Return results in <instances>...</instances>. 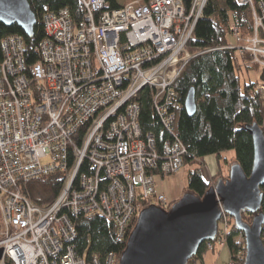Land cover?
<instances>
[{
	"label": "built area",
	"instance_id": "2783aa9c",
	"mask_svg": "<svg viewBox=\"0 0 264 264\" xmlns=\"http://www.w3.org/2000/svg\"><path fill=\"white\" fill-rule=\"evenodd\" d=\"M209 0H79L83 19L69 9L44 15L47 37L28 68L22 36L2 41L0 74V264H116V256L80 252L73 218H101L125 240L144 204L166 209L156 177L179 173L189 151L174 131L180 102L175 83L193 52L195 27ZM251 6L254 32L237 49L264 69V0ZM205 6V7H203ZM239 48V49H238ZM169 134L158 145L140 122L143 93ZM257 92L264 101V82ZM70 154L72 165H70ZM60 173L62 190L49 205L33 203L21 183ZM230 217L215 242L225 247ZM236 242L238 264L245 237Z\"/></svg>",
	"mask_w": 264,
	"mask_h": 264
},
{
	"label": "trees",
	"instance_id": "16d2710c",
	"mask_svg": "<svg viewBox=\"0 0 264 264\" xmlns=\"http://www.w3.org/2000/svg\"><path fill=\"white\" fill-rule=\"evenodd\" d=\"M259 1L255 7L259 10ZM36 15L34 36L27 37L18 25L6 26L0 22V74L4 60L2 41L9 36H22L25 43V62L28 68L40 60L39 48L47 37L43 22L44 15L69 9L75 21L83 19V9L79 0H28ZM187 9L193 0H183ZM120 7L118 0H111V8ZM253 9L248 4H239L237 0H209L202 19L195 29L196 41L192 43L193 52H202L190 60L184 67L175 83V98L180 102L175 120L174 131L189 151L185 161L196 165L206 156L216 155L222 158V153L235 151V163L239 164L245 174L250 176L254 162L253 139L246 126L264 124V101L257 92L259 81H243L240 72L243 61H251V55L241 56L235 49H230L235 39L233 28L238 29L242 40L249 39L254 32ZM216 49V50H211ZM211 50V51H210ZM256 69L258 66L254 65ZM191 90L195 91L197 112L189 115L185 110V100ZM140 122L144 134L153 133L161 148L169 138L162 121L153 110L150 91L141 95ZM70 154V165H72ZM229 177V176H228ZM223 175L213 177L209 183L204 179L201 168H196L188 174L187 192L204 197L209 188L219 179H227ZM64 177L56 173L33 181L22 182L21 190L30 200L40 206L49 205L60 194ZM264 196V186L261 188ZM177 201H170L169 209ZM149 204H144V208ZM142 209V210H143ZM264 213V203L262 206ZM254 216L246 213L243 219L251 224ZM78 233L77 245L80 252L85 249L88 255L97 253L102 259L114 254L118 264L122 253L127 247L130 234L137 223V218L131 223L125 240L120 241L115 234L113 225L101 218L87 219L83 216L73 218ZM233 223V222H232ZM240 231L234 226L230 229L227 245L230 249V264H238L236 257L238 246L236 238ZM264 243V226L262 230ZM207 252L203 244L195 257L204 260ZM245 257V256H244ZM244 260L240 264H244ZM191 264V263H190Z\"/></svg>",
	"mask_w": 264,
	"mask_h": 264
},
{
	"label": "water",
	"instance_id": "95a60500",
	"mask_svg": "<svg viewBox=\"0 0 264 264\" xmlns=\"http://www.w3.org/2000/svg\"><path fill=\"white\" fill-rule=\"evenodd\" d=\"M0 22L18 25L31 38L37 18L28 0H0ZM185 110L191 116L197 112L194 90L186 97ZM245 129L254 145L250 176L234 163L229 177L216 181L204 197L188 191L169 209L154 204L144 208L119 264H190L203 244L216 240L224 213L245 237L244 264H264V124ZM246 213L254 216L251 224L243 219ZM3 252L0 249V261Z\"/></svg>",
	"mask_w": 264,
	"mask_h": 264
},
{
	"label": "rangeland",
	"instance_id": "374dc122",
	"mask_svg": "<svg viewBox=\"0 0 264 264\" xmlns=\"http://www.w3.org/2000/svg\"><path fill=\"white\" fill-rule=\"evenodd\" d=\"M132 1L134 0H122L121 4L132 2ZM253 1L255 2V0ZM200 19L197 21V24L200 21ZM240 44L234 40L232 42L231 48H236V47L241 48L242 46ZM211 50H216V49H211ZM235 51H237L238 54L241 56L247 55V53L242 54L237 49ZM254 65L256 64L252 60L247 61V62L243 61V67L240 72L242 82L243 81H259L260 79H261V82L259 84L264 82V69L258 65L256 66H258L259 69H256ZM259 84L257 85V87L259 86ZM235 156H236L235 151H229V152L222 153L221 159H219L216 155H209V156L204 157L202 161L200 160L199 162H197L196 165L187 163V165L184 166L183 169L175 175H172V176L169 175L165 178H162L161 176H157L156 177L157 191L159 193H163L168 199L169 198L171 199L172 195L176 193H180L181 195L179 196V199H178L180 200L181 197L187 192L188 174L190 171L196 168H201L204 176L210 173L212 174V176L223 175L224 177H228L231 171L232 165L235 163L234 161ZM205 171H206V174H205ZM211 180L213 181V179ZM210 181L208 180L207 182L209 183ZM178 200H171V201H178ZM232 222L233 220L231 219V224L229 226V232L233 226ZM239 239H240V236L238 235L236 238V242H238ZM204 256L205 257L203 261L201 260L196 261V259H194L190 263L191 264H230L231 262L230 249L227 244L225 247H221L219 244H215L214 250H209L207 248V252L205 253Z\"/></svg>",
	"mask_w": 264,
	"mask_h": 264
},
{
	"label": "crops",
	"instance_id": "0c3cea01",
	"mask_svg": "<svg viewBox=\"0 0 264 264\" xmlns=\"http://www.w3.org/2000/svg\"><path fill=\"white\" fill-rule=\"evenodd\" d=\"M203 169V168H202ZM201 173H202V175H203V172H202V170H201ZM205 174H206V171H205ZM203 177L206 179V181H210L211 179H213V177L214 176H212V174H206L205 176L203 175ZM181 194L180 193H176V194H174V195H172V197H171V199L170 200H178L179 199V196H180ZM214 250V249H213ZM205 257V256H204Z\"/></svg>",
	"mask_w": 264,
	"mask_h": 264
},
{
	"label": "clouds",
	"instance_id": "9594fccd",
	"mask_svg": "<svg viewBox=\"0 0 264 264\" xmlns=\"http://www.w3.org/2000/svg\"><path fill=\"white\" fill-rule=\"evenodd\" d=\"M229 217H230V216H229ZM230 224H231V217H230ZM213 242H215V241H213ZM206 243H207V242H206ZM206 243H205V244H206ZM206 248H207V247H206ZM245 250H246V249H245Z\"/></svg>",
	"mask_w": 264,
	"mask_h": 264
},
{
	"label": "bare ground",
	"instance_id": "6f19581e",
	"mask_svg": "<svg viewBox=\"0 0 264 264\" xmlns=\"http://www.w3.org/2000/svg\"><path fill=\"white\" fill-rule=\"evenodd\" d=\"M203 7H205V6H203Z\"/></svg>",
	"mask_w": 264,
	"mask_h": 264
}]
</instances>
